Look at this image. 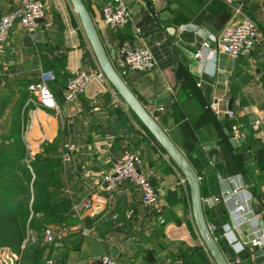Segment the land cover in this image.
Segmentation results:
<instances>
[{
	"label": "crops",
	"instance_id": "1",
	"mask_svg": "<svg viewBox=\"0 0 264 264\" xmlns=\"http://www.w3.org/2000/svg\"><path fill=\"white\" fill-rule=\"evenodd\" d=\"M41 1L47 14L29 38L15 24L0 46V135L19 107L21 139L30 154L64 129L67 144L75 147L59 189L73 204L77 221L49 224L62 238L59 245L46 243L53 246L48 260L101 264L107 255L121 264H141L151 252L155 264H215L196 228L185 178L113 87L94 78L75 101L63 99L71 76L98 64L70 0ZM108 1L83 0L111 64L199 176L204 216L227 262L256 264L251 241L264 235V206L254 193L264 194V0H235L234 6L222 0H122L131 13L123 29L104 24L102 6ZM17 4L0 0V16ZM236 7L259 30L250 57L217 52L224 27L239 18ZM146 9L157 17V26L144 21ZM126 44L147 46L155 67L123 72L118 51ZM48 69L55 72L49 85L57 109L29 100L27 85ZM216 99L218 113L210 106ZM228 104L233 116L225 113ZM226 129L236 146L228 144ZM124 150L139 154L138 169L151 181L156 205H143L128 181L111 194L104 189L103 175ZM231 188H239L236 199L252 214L230 216L235 197L215 200ZM85 201L91 202L89 209L82 206ZM225 224L240 249L223 234ZM16 258L0 247V264Z\"/></svg>",
	"mask_w": 264,
	"mask_h": 264
},
{
	"label": "built area",
	"instance_id": "2",
	"mask_svg": "<svg viewBox=\"0 0 264 264\" xmlns=\"http://www.w3.org/2000/svg\"><path fill=\"white\" fill-rule=\"evenodd\" d=\"M229 6H234L235 0H222ZM235 13L238 19L226 25L221 33L220 46L217 52L227 54L233 58L238 56H251L255 44L258 41L259 30L254 19L240 7L235 8ZM47 11L44 3L41 0H18V4L9 13L0 16V46L7 42L10 37L12 27L18 24L20 28L27 34H32L38 27L39 21L46 17ZM103 22L106 26L112 29H123L130 21L131 13L127 5L122 0H110L102 6ZM204 47H208L207 43H203ZM119 55L123 58L125 63V73H136L151 70L155 67V61L149 48L145 45H122L118 51ZM199 53L196 54L198 56ZM98 79L102 82H107L104 74L99 66L90 71L80 70L76 72L68 80L64 90L63 99L66 102L75 101L81 94L84 93L88 83L92 79ZM55 79L53 70H41L38 78L27 85V90L30 93V102L37 104L43 108L57 109V101L50 89V82ZM216 111L220 112L219 99H216L210 104ZM225 113L228 116H233L230 109H226ZM234 128V126H232ZM66 152L62 155L64 165L71 161V156L74 150L72 143L66 144ZM30 154V153H29ZM32 156V154H30ZM140 161L139 154L135 151L124 150L120 157H118L112 164L110 171L103 175L104 189L111 194L117 186L124 181L130 182L134 185L140 194V201L143 205L152 206L158 202L157 193L151 184L150 180L145 174L138 169ZM231 181V180H230ZM239 188H231L221 193L220 197L215 200H227L234 198L233 207L228 210L230 216H236L241 212H246L248 215L252 214V210L248 209V205L244 200H237V190ZM84 208L91 207L90 201H85L82 205ZM76 216L83 222V217L79 215L77 208ZM115 217V216H114ZM210 230L214 226H209ZM84 234H88L86 229H83ZM223 234L228 237L231 243L237 248L242 245L236 241L231 232L229 224L223 225ZM62 235L55 232V230L47 225L44 229L43 242L44 243H57L60 244ZM264 243V235L251 241V246H261ZM23 246V245H22ZM13 261H11L12 263ZM52 264L51 260L47 261ZM101 264H121L115 259L103 255L101 257ZM141 264H155L150 262H142ZM259 264H264L259 263Z\"/></svg>",
	"mask_w": 264,
	"mask_h": 264
},
{
	"label": "trees",
	"instance_id": "3",
	"mask_svg": "<svg viewBox=\"0 0 264 264\" xmlns=\"http://www.w3.org/2000/svg\"><path fill=\"white\" fill-rule=\"evenodd\" d=\"M22 119L14 107L0 135V247L17 255L16 264H48L53 246L43 242L45 227L77 221L73 204L59 189L69 174L62 161L66 130L30 156L21 139Z\"/></svg>",
	"mask_w": 264,
	"mask_h": 264
},
{
	"label": "water",
	"instance_id": "4",
	"mask_svg": "<svg viewBox=\"0 0 264 264\" xmlns=\"http://www.w3.org/2000/svg\"><path fill=\"white\" fill-rule=\"evenodd\" d=\"M70 2L79 18L81 27L92 49L97 64L104 74L106 80L113 87L118 96L126 103L128 108L136 116L139 122L150 133V135L154 138L157 144L162 148L164 153L170 158V160L175 164V166L180 170L183 177L185 178V181L189 188L193 218L204 246L207 248L215 264H229L216 238L211 232L209 225L206 222L203 212V197L201 195L200 178L197 175L196 171L193 169L182 152L171 141L166 132L159 126L155 119L144 108L142 103L131 92L125 81L121 78V76L117 73V71L111 64L83 0H70ZM142 13V15L144 16V21H146L147 23H152L153 26L158 25L159 22L157 20V17L149 9H146ZM27 38H29V34L24 37V39ZM228 109H231V104H228ZM105 130L108 131L107 129ZM224 134L226 136L228 144H230L231 146H236L237 142L234 134L230 133L227 129L224 130ZM73 161L74 157H72V162ZM254 193L255 201L261 200L262 206H264V194L258 195L256 191H254ZM252 250L255 263H263L264 246H252ZM150 256L151 252H147V262L154 261L150 258ZM12 264H16V259L12 262Z\"/></svg>",
	"mask_w": 264,
	"mask_h": 264
}]
</instances>
